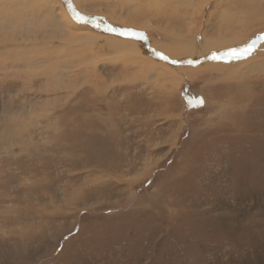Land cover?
I'll use <instances>...</instances> for the list:
<instances>
[{
    "label": "rangeland",
    "instance_id": "rangeland-1",
    "mask_svg": "<svg viewBox=\"0 0 264 264\" xmlns=\"http://www.w3.org/2000/svg\"><path fill=\"white\" fill-rule=\"evenodd\" d=\"M247 1L76 9L179 60L194 59L181 40L226 51L264 34V0ZM51 42L0 43V264H264V40L161 77Z\"/></svg>",
    "mask_w": 264,
    "mask_h": 264
},
{
    "label": "bare ground",
    "instance_id": "bare-ground-1",
    "mask_svg": "<svg viewBox=\"0 0 264 264\" xmlns=\"http://www.w3.org/2000/svg\"><path fill=\"white\" fill-rule=\"evenodd\" d=\"M79 1L76 0L73 4L72 0H0V43L3 42L7 46L2 50L7 51V55H28V52L32 49L22 50L20 48L27 46L41 48L42 44L52 41L53 47L48 50V53L57 52L56 55L60 57L59 59L62 58L66 61V57L69 55H78L83 52L85 55H90V58H95L96 61H103L104 57L101 58L100 55H95V53L98 52L97 49L104 47L116 53L117 56L119 55L118 61L125 63L126 67L131 64L132 66H138L140 69H147V72L157 71L159 77L161 75L177 74L178 67L169 63H179L173 62L176 61L174 57L158 50L154 43L150 44L145 40L149 48L161 52L166 59L161 60L151 55L137 36L121 35L109 30H106V32L99 31L88 25V22L91 23V21L78 19V13L81 16L91 17V15H85L77 11L76 8H82L78 4ZM233 1H239L243 7H248L247 0H215L218 6ZM56 36H58V40H50L55 39ZM223 43L220 39L211 40L202 36L200 39L181 40L177 43V46L185 54L194 57L195 60L203 59L211 53L222 52L223 50H219V46ZM181 59L185 58L179 60ZM25 63L33 64V60H28ZM53 76H60V72L54 69ZM180 79L177 77L174 82L178 84L181 81Z\"/></svg>",
    "mask_w": 264,
    "mask_h": 264
},
{
    "label": "water",
    "instance_id": "water-1",
    "mask_svg": "<svg viewBox=\"0 0 264 264\" xmlns=\"http://www.w3.org/2000/svg\"><path fill=\"white\" fill-rule=\"evenodd\" d=\"M85 20L91 21L92 24H94L95 26L98 25V27H101L102 29L105 30H109V31H113L117 34H127V35H133L132 33L135 32H131V31H123V30H118L115 29L114 27L110 26V25H102L99 22H97L96 18L93 17H86L83 16ZM133 36H137V35H133ZM139 40H141V42L145 45L146 50L153 56L160 58V59H165V56L158 51H155L151 48H149L147 46V43L145 41V39L143 38L142 35L137 36ZM142 37V38H141ZM262 40H264V34H261L260 36H258L256 39H254L249 45L243 47V48H239V49H235V50H226V51H222V52H215V53H211L210 55H208L207 57H204L203 59H189V58H185V59H181V60H176L173 62L179 63V64H197L199 62H201L202 60L205 59H212V60H220V59H231V58H236V57H240V56H245L247 54H249L254 48L255 46L261 42ZM251 46V47H249Z\"/></svg>",
    "mask_w": 264,
    "mask_h": 264
},
{
    "label": "snow or ice",
    "instance_id": "snow-or-ice-1",
    "mask_svg": "<svg viewBox=\"0 0 264 264\" xmlns=\"http://www.w3.org/2000/svg\"><path fill=\"white\" fill-rule=\"evenodd\" d=\"M77 16H78V19H81V20H83L84 19V17L83 16H81L79 13L77 14ZM98 26V25H97ZM133 35H137V36H139L140 34L139 33H132ZM142 38V37H141ZM249 47H251V46H249ZM165 59H166V57H165ZM202 102V101H201Z\"/></svg>",
    "mask_w": 264,
    "mask_h": 264
}]
</instances>
